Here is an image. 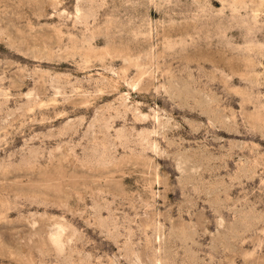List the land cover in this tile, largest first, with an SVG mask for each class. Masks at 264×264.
Instances as JSON below:
<instances>
[{"label": "rangeland", "instance_id": "rangeland-1", "mask_svg": "<svg viewBox=\"0 0 264 264\" xmlns=\"http://www.w3.org/2000/svg\"><path fill=\"white\" fill-rule=\"evenodd\" d=\"M0 264H264V0H0Z\"/></svg>", "mask_w": 264, "mask_h": 264}]
</instances>
